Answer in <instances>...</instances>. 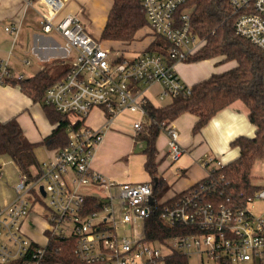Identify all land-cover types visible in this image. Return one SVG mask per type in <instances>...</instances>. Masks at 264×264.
Here are the masks:
<instances>
[{"label": "built area", "instance_id": "1", "mask_svg": "<svg viewBox=\"0 0 264 264\" xmlns=\"http://www.w3.org/2000/svg\"><path fill=\"white\" fill-rule=\"evenodd\" d=\"M186 1L141 0L150 30L169 43L165 54L143 49L131 57L122 52L110 57L109 50L83 29L75 14L54 21L63 0H43L47 10L38 9L42 30L54 29L63 36L66 55L75 50L66 72L47 87L44 102L68 115L71 125L82 122L79 128L68 127L67 143L53 149L31 175L19 172L14 194L0 200V264H48L45 253L51 237L73 240L74 254L83 264H159L174 250L209 258V263L201 260L200 264H264V215L248 208L255 199L264 201V188L242 207L216 205L206 199L204 193L212 185L209 180L174 194V200L164 205L161 220L167 225L193 226L197 231L157 243L144 237L145 217L162 202L153 198L151 182L116 180L92 166L104 131L123 111L139 115L132 122L135 132L142 127L150 101L146 93L154 84L159 86L156 97L160 100L171 99L181 89L189 93V85L179 79L174 66L193 55L204 40L191 31L189 8H181ZM230 1L235 33L264 55V0ZM14 77L22 75L15 76L7 61H1L0 82ZM94 108L102 112L100 127L85 122ZM161 130L167 137L168 153L177 160L185 149L174 125L169 122ZM3 176L0 166V180ZM83 185H93L100 192L83 194ZM33 190L36 194L30 200ZM36 202H43L46 211L42 241L24 230ZM125 224L129 227L119 233L118 226Z\"/></svg>", "mask_w": 264, "mask_h": 264}, {"label": "trees", "instance_id": "2", "mask_svg": "<svg viewBox=\"0 0 264 264\" xmlns=\"http://www.w3.org/2000/svg\"><path fill=\"white\" fill-rule=\"evenodd\" d=\"M181 8H189L191 31L198 39L204 40V44L186 61L222 56L224 60H234L236 65L191 84L189 93L185 89L179 90L166 104L154 105L148 101L142 127L133 132L135 141L145 142L143 168L150 176L152 196L156 201L162 200L154 205L144 220L145 239L157 243H163L175 235L197 231L193 226L179 223L167 225L160 218L164 205L171 203L174 196L166 200L163 198L171 184L158 172L156 138L163 125L180 115L190 113L195 116L192 133H197L220 109L235 100L243 101L248 108V119L255 128L254 136L235 137L231 145L238 147L239 154L225 164L210 167L208 175L189 188L209 180L212 185L205 191L204 197L216 205L234 207L245 206L249 198L264 188V184L256 185L251 180L252 166L264 159V55L247 38L235 33V14L230 0H187ZM144 28L149 26L141 0H112L99 38L128 45ZM148 33L151 39L145 49L165 54L168 41L150 28ZM58 77L42 70L25 78L4 79L18 83L26 95L42 104L49 120L56 123L51 133L33 142L26 137L15 117L0 120V155L12 160L20 173L31 175L38 167L37 146L47 150L62 147L70 138L68 127L76 129L81 125L82 121L71 125L68 115L44 102L47 87ZM187 190L175 193V196ZM49 241L45 253L48 264H83L74 254L73 240L51 237ZM188 257L174 250L164 256L163 263L188 264Z\"/></svg>", "mask_w": 264, "mask_h": 264}, {"label": "crops", "instance_id": "3", "mask_svg": "<svg viewBox=\"0 0 264 264\" xmlns=\"http://www.w3.org/2000/svg\"><path fill=\"white\" fill-rule=\"evenodd\" d=\"M111 5L112 0H63L54 21H59L67 14H75L88 34L94 37L93 34L98 33L100 36ZM38 9L47 10L43 0H0V62L7 61L12 73L15 76L21 74L22 78L42 70L53 77H60L71 65L75 50H72L70 55H66L63 36L54 29L50 32L42 30ZM13 26L18 28L16 32L10 28L6 29ZM148 30L149 28H144L138 32L141 34ZM150 39L149 37L148 41L138 47L131 46L133 41L128 45L106 41L118 43L120 45L118 48L131 57L145 49ZM220 57L181 61L177 62L174 68L179 79L190 86L212 73L222 72L236 65L234 60H224ZM158 88V84H154L146 93L154 105L159 104L156 102ZM11 117L16 118L26 137L33 142L47 136L56 125L49 120L40 102H34L20 89L18 83L14 84L8 80L0 82V120L4 121ZM118 118L119 116L114 124L104 131L103 141L96 149L92 166L105 176L116 180L135 179V182H147L150 176L143 168L144 155L140 176L131 178V175H127L120 168L122 165L120 160L128 155L131 147L142 152L145 142L135 141L132 134L128 135L117 130L115 125ZM138 118L139 115L134 114L132 122ZM194 121V115L184 113L171 122L178 133V142L185 149L177 160L171 158L167 146L161 149L156 138L158 172L171 184L164 199L204 179L210 167H215L212 162L205 164L204 161L211 158L214 159L213 161L225 164L235 158L239 154L238 147L231 145L235 137L240 135L253 137L255 133V128L248 119V108L241 100H235L220 109L197 133H192ZM99 124L97 127H100ZM44 150L49 157L53 149L44 148ZM169 168L172 170L170 171ZM32 229L36 230L30 213L24 223V230L29 232ZM37 231L39 232V229Z\"/></svg>", "mask_w": 264, "mask_h": 264}, {"label": "rangeland", "instance_id": "4", "mask_svg": "<svg viewBox=\"0 0 264 264\" xmlns=\"http://www.w3.org/2000/svg\"><path fill=\"white\" fill-rule=\"evenodd\" d=\"M146 32L148 33V31L142 32L141 34L140 32H138L137 33L138 36H136L135 41L131 43V46L138 47L142 43L148 41L150 34L149 33L146 34ZM93 36H94L93 38L97 39L104 48H107L109 50L110 57H114L121 52L119 50L120 48H118L120 47L118 43H110L104 39H100L98 33H94ZM122 53H124V51ZM170 100L171 99L169 97H165L162 100L157 98L156 102H158L159 104H166ZM94 109H97V108H94ZM101 113L102 112L100 111L99 108L98 110H93L90 113V115L85 119V122L91 125L92 127H97L98 124L99 123L101 124V121H102ZM134 114L135 113L123 111V113L120 114L118 121L115 125L117 127V130L125 132L128 135H131V134L133 135V132H135V130L132 128V119H133ZM99 115L101 116L100 119H99ZM163 140H164V143H163ZM157 142L160 143L161 149H163V147L166 148L167 146L166 136L162 130H160L159 135L157 136ZM35 153H36V157L39 162L47 160V155H46L47 152L44 150L43 146H38L36 148ZM142 160H143L142 152L135 149V147H133V149L131 147V150L128 153V155L123 157L120 160L122 164L120 168L127 175H131V178L138 177L140 176ZM212 164H214L213 166H217L216 161H213ZM0 166L4 172V176L0 180V200H3V198H9L10 196L14 194L13 185L16 183V181L19 178V171L17 170L12 160H10L6 155H0ZM169 170L171 171L172 169L169 168ZM251 175H252L251 180L254 184L256 185L264 184V159L258 160L254 163V165L252 166ZM128 180L130 182L136 181L135 179H128ZM80 192L83 194H92V193L94 194L100 191L93 185H83L80 187ZM35 194L36 192L33 190L29 199L31 200L33 195L35 196ZM248 208L256 215H264V201L261 199H255L253 202L248 204ZM45 212L46 211L44 210L43 202L32 203L30 213H31L32 222L35 223L36 230L32 229V231L27 232V234L39 241L43 240V236L40 233V228H42L45 225V220L42 218ZM114 213L118 214L117 204L114 205ZM127 227H129V225L127 224H125L124 226H118L119 233H123V230ZM38 229H39V232L37 231ZM201 260H203V262L205 263L210 262L209 258H206V257L201 258L199 255L192 254V255H189L188 257V264H200Z\"/></svg>", "mask_w": 264, "mask_h": 264}, {"label": "water", "instance_id": "5", "mask_svg": "<svg viewBox=\"0 0 264 264\" xmlns=\"http://www.w3.org/2000/svg\"><path fill=\"white\" fill-rule=\"evenodd\" d=\"M40 189H41V193L44 194V190L42 189V187Z\"/></svg>", "mask_w": 264, "mask_h": 264}]
</instances>
